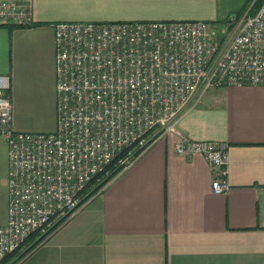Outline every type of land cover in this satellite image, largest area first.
Wrapping results in <instances>:
<instances>
[{"label": "crops", "instance_id": "1", "mask_svg": "<svg viewBox=\"0 0 264 264\" xmlns=\"http://www.w3.org/2000/svg\"><path fill=\"white\" fill-rule=\"evenodd\" d=\"M31 1L34 25H0V75L8 77L12 127L20 132L56 127L54 23L212 24L248 2ZM181 133L228 143L226 193L212 191L215 173L202 155L175 153ZM7 171V144L0 136V225L7 220ZM15 264H264V85L207 90L180 114L175 131L155 137Z\"/></svg>", "mask_w": 264, "mask_h": 264}, {"label": "built area", "instance_id": "2", "mask_svg": "<svg viewBox=\"0 0 264 264\" xmlns=\"http://www.w3.org/2000/svg\"><path fill=\"white\" fill-rule=\"evenodd\" d=\"M32 23L31 0H0V25ZM53 29V131L13 129L10 83L0 75V136L8 161L0 260L30 234L75 213L85 186L130 165L155 132L175 131L180 114L207 90L264 85V0L254 14H230L220 24L60 21ZM174 150L202 155L215 173L212 191L229 190L226 141L181 133Z\"/></svg>", "mask_w": 264, "mask_h": 264}, {"label": "trees", "instance_id": "3", "mask_svg": "<svg viewBox=\"0 0 264 264\" xmlns=\"http://www.w3.org/2000/svg\"><path fill=\"white\" fill-rule=\"evenodd\" d=\"M263 2V0H248V2L238 11H236L234 14H236L237 16H240L241 14H243L246 10L248 13L250 14H254L258 8L260 7L261 3ZM222 22H214L212 24H220L223 23ZM35 23L33 22L32 24H30L29 26L34 25ZM10 28L15 27V26H19V25H14V24H9L6 25ZM23 27H28V26H23ZM153 132V131H152ZM159 131L155 132V134L153 135L154 139L155 137H157L159 135ZM153 141V140H152ZM122 170L121 167L119 168H113L109 174V176H102V175H98L95 178H93L83 189L82 193H81V199H80V203L78 204V207L83 205L87 200H89L91 197H93L95 194H97L98 192H100L102 190V188L120 171ZM68 218V216H64L63 218H61L60 220L56 221L55 223H53L52 225H50L46 231H44L43 233L40 232H34L32 234H30L26 240L24 241V244L26 245L25 248L14 258L11 259L19 250L8 254L7 256H5L2 260H0V264H15L18 260H20L22 257H24L27 253H29L33 248H35L38 244H40L51 232H53L63 221H65Z\"/></svg>", "mask_w": 264, "mask_h": 264}, {"label": "rangeland", "instance_id": "4", "mask_svg": "<svg viewBox=\"0 0 264 264\" xmlns=\"http://www.w3.org/2000/svg\"><path fill=\"white\" fill-rule=\"evenodd\" d=\"M221 32H222V33H226V31H225V30H222ZM24 247H25V246H23L21 249H23Z\"/></svg>", "mask_w": 264, "mask_h": 264}, {"label": "flooded vegetation", "instance_id": "5", "mask_svg": "<svg viewBox=\"0 0 264 264\" xmlns=\"http://www.w3.org/2000/svg\"><path fill=\"white\" fill-rule=\"evenodd\" d=\"M21 247H23V245Z\"/></svg>", "mask_w": 264, "mask_h": 264}]
</instances>
